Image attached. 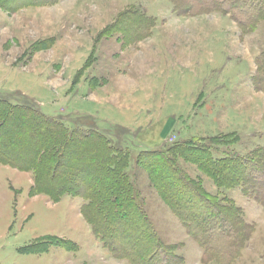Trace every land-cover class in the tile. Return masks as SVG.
<instances>
[{
	"label": "rangeland",
	"instance_id": "obj_1",
	"mask_svg": "<svg viewBox=\"0 0 264 264\" xmlns=\"http://www.w3.org/2000/svg\"><path fill=\"white\" fill-rule=\"evenodd\" d=\"M263 52L264 20L243 36L229 15L178 16L170 0H0V95L71 130L93 128L111 141L105 150H122L121 164L111 156L89 174L101 178H89V187L105 188L109 173L123 172L172 264L219 263L203 260L163 200L161 179L170 182V171L231 198L253 225L227 264H264V205L241 186L217 187L198 153L208 148L219 160L264 148V91L253 84ZM171 149L170 164L153 172L150 154ZM33 185L31 172L0 165V264H130L96 238L82 198L54 202L33 196ZM37 242L40 250L24 249ZM157 256L167 264L166 255Z\"/></svg>",
	"mask_w": 264,
	"mask_h": 264
},
{
	"label": "trees",
	"instance_id": "obj_2",
	"mask_svg": "<svg viewBox=\"0 0 264 264\" xmlns=\"http://www.w3.org/2000/svg\"><path fill=\"white\" fill-rule=\"evenodd\" d=\"M170 1L178 16L229 15L243 36L256 31L264 20V0ZM51 2L26 0L30 5H49ZM256 63L253 84L256 90L264 91V52ZM110 142L93 128L71 130L62 120L45 115L33 105L12 104L7 96L0 95V165L31 172L33 196L45 195L54 202H60L65 195L82 198L85 201L81 208L84 218L115 260H126L130 264H152L153 261L160 264L157 255L164 254L166 263L172 264L166 252L170 256L172 253L160 240L152 221L139 204L137 191L123 172L109 173L108 176H112L108 182L104 180L108 183L105 188L89 187L92 185L89 178L101 181L95 176L88 177L89 174L109 164L111 156L117 159L113 163L115 166L123 160L122 150L112 147L105 150L111 146ZM172 150L150 154L147 164L154 169L153 172H159L156 169L162 162L170 164L167 156ZM77 153L82 157L77 158ZM198 153L202 156V168L217 187L231 189L241 186L246 196L264 205V148L246 156L219 160L213 159L208 148ZM169 175L170 182L165 177L161 179L165 185H161L159 191L189 236L203 250V260L219 264L234 262L254 231L253 225L244 218L242 208L227 196L219 198L207 193L199 182L194 183L183 171H170ZM76 180L81 184L74 185ZM93 209L97 214L91 213ZM39 245L37 242L28 245L32 246L30 249H24L40 250Z\"/></svg>",
	"mask_w": 264,
	"mask_h": 264
}]
</instances>
